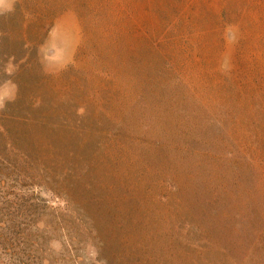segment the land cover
Listing matches in <instances>:
<instances>
[{"label":"rangeland","instance_id":"1","mask_svg":"<svg viewBox=\"0 0 264 264\" xmlns=\"http://www.w3.org/2000/svg\"><path fill=\"white\" fill-rule=\"evenodd\" d=\"M0 264H264V0H0Z\"/></svg>","mask_w":264,"mask_h":264}]
</instances>
